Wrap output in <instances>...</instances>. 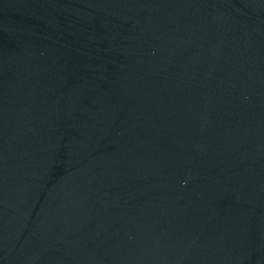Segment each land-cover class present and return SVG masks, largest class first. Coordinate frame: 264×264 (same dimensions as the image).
Listing matches in <instances>:
<instances>
[{"label": "water", "instance_id": "1", "mask_svg": "<svg viewBox=\"0 0 264 264\" xmlns=\"http://www.w3.org/2000/svg\"><path fill=\"white\" fill-rule=\"evenodd\" d=\"M0 264H264V0H0Z\"/></svg>", "mask_w": 264, "mask_h": 264}]
</instances>
